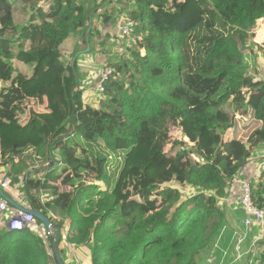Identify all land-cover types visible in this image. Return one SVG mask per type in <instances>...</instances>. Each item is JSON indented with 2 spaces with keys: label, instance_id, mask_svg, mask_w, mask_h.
Returning <instances> with one entry per match:
<instances>
[{
  "label": "trees",
  "instance_id": "16d2710c",
  "mask_svg": "<svg viewBox=\"0 0 264 264\" xmlns=\"http://www.w3.org/2000/svg\"><path fill=\"white\" fill-rule=\"evenodd\" d=\"M100 5L110 8L96 16ZM121 15L135 28L119 57L102 48L112 39L101 31ZM259 20L264 0H0V77L8 82L0 85V121L15 119L14 107L32 97L26 129L37 131V143L0 139V173L59 230L57 249L61 240L87 245L90 264H208L212 251L224 249L227 205L220 204L264 146V80L248 78L258 68L248 39ZM96 36L109 60L94 71L111 74L103 83L95 77L103 98L90 106L81 102L77 57L68 64L63 51L73 37L90 53ZM172 129L191 147L181 144L174 162L148 182L146 167L131 166L133 198L122 202L106 153L129 152L148 139L147 159L155 160L166 147L175 151ZM250 188L253 204L264 209V171ZM42 230L38 220L23 231L0 228V264H58L53 236ZM256 260L264 264V250Z\"/></svg>",
  "mask_w": 264,
  "mask_h": 264
},
{
  "label": "rangeland",
  "instance_id": "374dc122",
  "mask_svg": "<svg viewBox=\"0 0 264 264\" xmlns=\"http://www.w3.org/2000/svg\"><path fill=\"white\" fill-rule=\"evenodd\" d=\"M102 12H104V11H102ZM122 16L123 15L119 16V18H117L115 23H110V26L112 27L113 30L118 29L119 19ZM27 17H28V15H27ZM124 17L125 16H123V18ZM21 26H22V24H21ZM91 28L94 32H96V33L99 32L97 25H94V26L92 25ZM112 32H114V31H112ZM101 37H103V35H101ZM101 37L96 36L95 38H96V40H100ZM65 41H67L66 44L68 45V47H72V46H74L76 40L73 37H69ZM93 41H94V43L92 45L93 51L92 52L90 51V53H88V54H87L88 51H85L86 54L84 51H82L84 53H81L80 57L78 58V61L79 62L81 61V63H83V64H80V68L83 71V73H81V76L83 78L84 84H86L88 88H96V78L94 77L95 72H93V70H95V68L98 67L99 65L94 62L95 58H98L100 56L104 57V60L99 62V63H102L103 65L106 64L107 61L109 60V56L108 55L105 56L104 51H102L98 45L101 40L95 41L93 39ZM110 41H112L111 42L112 44L109 42H106V44L102 47L104 50H107V53L110 52L113 55L118 54L119 57H120V55L124 54L125 48L123 47V44L121 43V41H117V40H110ZM263 41H264V20H259L255 26V29L251 30L250 36L248 39L249 48H251L254 52L258 53V57H259V60L261 62V67L259 69H257V71H254V70L248 71V78H251L252 82H254L255 80H261V79L264 80V46H259L260 43H262ZM66 50H68V49H66ZM113 59H115V57L112 58V60ZM67 62L69 64V61H67ZM23 65L24 64H22V63H16L17 70H20L21 72L26 73V74H28V76H30L33 73V67L32 66H26V68H25L24 67L25 65L24 66ZM2 78L3 77L1 76L0 77V85L1 86L4 83ZM247 83L249 85L252 84L249 79H248ZM80 87H79V90L81 91ZM250 90H252L251 87H250ZM82 91H83V89H82ZM82 91H81V95H82L81 102L83 104L94 106L97 104L99 99L103 98V95L98 94L96 89H93V90L89 89L88 91H84L83 94H82ZM87 92H88V94H87ZM248 93L249 92H247L245 94L246 97L248 96L247 95ZM30 99H33V98L30 97L29 99H27V101L23 102L22 104L20 103L14 107V110L16 112L15 119H3L0 121V128H1L0 129V139H4L6 141H11V142H15V143H21L25 140H30L32 142L37 143V131H36V129L34 131H32L31 133H29L26 129V125L28 123V118L30 117V111L34 107V105H32V103L30 102ZM227 138H228V135H227V137L226 136L224 137V139H227ZM74 139L77 142H79L82 147L89 149L94 154H96V153H100L102 155L104 154V149L102 146H100L101 149L99 148L100 152H98V147L87 146L85 143H83L76 136L74 137ZM168 139L172 143H175V142L177 143V144H175L176 145L175 151L170 150V147H166L164 149V152L157 159L152 160V161H149L147 159L148 139H145L144 141H142V143H140V145L132 151L124 152V153H120V154L106 153L105 156L108 158V163H109L108 173L111 174L113 176V178L117 179L118 195H119L122 202H126V203L132 202L133 197L131 195V192L134 189V186H133V180L129 175V168L131 166L136 165L139 167H142V166L146 167L148 170V176L145 178V181L148 182L153 175H155L156 173H158L162 169L168 167L170 164H172L174 162V157L176 155V152H178V150L181 148V144H183L184 146H187L188 148L191 147V145L183 137L181 129H172V132H170L168 134ZM259 149H260L259 151H258V149H256V151H254L252 153V156L250 158L249 163H253V168L249 172H246V173H248L249 176H251V175L255 176L253 179H250L251 182H255V181L257 182V180L259 179L260 173L262 171H264V150H261V148H259ZM53 154L56 158L58 157L57 152H54ZM192 158L194 160L197 159V157H195V156H192ZM41 178H44V176H42ZM19 187H17V188H19ZM175 187H179V186L175 184ZM246 187H249V186L246 185ZM233 190H235V189L231 188L230 195L232 194ZM185 193L191 194V191L185 189ZM232 197H233V199H238L239 195L237 194V195L232 196ZM225 204H227L226 216H227L228 220L235 219V213H236L235 211H237L238 209L234 208L235 205L232 206L231 204H228L227 202L221 203L220 207H222ZM223 212H224V210H223ZM5 214H7V213H4L3 214L4 216H2V218H4V221L6 220ZM7 215L9 218V214H7ZM250 229H252V230H250V231L247 230L248 233L246 235H244L246 237H245V239H243L242 243L245 242V240L248 237H250V234L253 233L254 231H256V233H255L256 236L264 237V226H259L257 224H253L250 227ZM244 230H245V228H244ZM242 238H244V237H242ZM242 243H240V246ZM63 244H64V241L61 240L59 243V246L62 247ZM217 249H218V245H217ZM239 249L242 252H245L243 250V246H241ZM230 250H231V248H230ZM224 251L227 252L228 250L224 249ZM68 254L75 256L74 252H71L70 250H68ZM232 256L235 257L238 255H234V253H233ZM219 257H221L219 255V252L217 253V251H215V252L212 251L210 253V256L208 259V264H216L215 260H217V258L219 259ZM61 258L64 260L62 255H61ZM69 259H71V257ZM76 260L78 261V264H81V263L86 264V262H84V261H81V263H80L78 259H76ZM221 262L222 261L219 259V264H222ZM235 262L236 261H234L232 264H235ZM252 262H253L252 264L257 263L254 259ZM73 264H76V263H73Z\"/></svg>",
  "mask_w": 264,
  "mask_h": 264
},
{
  "label": "crops",
  "instance_id": "0c3cea01",
  "mask_svg": "<svg viewBox=\"0 0 264 264\" xmlns=\"http://www.w3.org/2000/svg\"><path fill=\"white\" fill-rule=\"evenodd\" d=\"M101 1L102 0H93V2L94 3L96 2L97 5H99L101 3ZM123 1L124 0H115V3L116 2L117 3H120V2H123ZM40 6L43 9H46V7H47V1H44V2L40 3ZM108 8H110V7L109 6H105V5L104 6L103 5L102 6L100 5V7L97 9V11L95 13L96 16L100 15L104 9H108ZM28 18H29V16H28ZM119 22H120V19H119ZM92 25L93 26L96 25V20L95 19L93 20ZM253 29H255V28H253ZM112 31H114V32H112ZM101 32H102V35L109 34L111 36V39L112 40L120 41L117 38L118 29L117 30H113L111 26H108V27L103 26ZM93 39L95 41H98V40H96L95 37H93ZM108 42L111 43L112 41H110V39H109ZM75 43H76V44H74L75 46L67 47L66 49H68V50H64L63 51V53H64V59H65V61H69V64H70L71 61H73L76 58V54L78 52H82V51L85 52L87 50V48H88V51H89L88 45L85 46V44H82L81 39H79V38L76 39ZM262 43H260L259 46H263ZM75 48L77 49V53L75 54V57L73 58L72 57V54L74 52L73 49H75ZM254 53L257 56V59H256L257 62H258L257 63L258 64V68L257 69H259L261 67V62L259 60L258 53L257 52H254ZM85 54H86V52H85ZM87 54H88V52H87ZM80 55H78L77 60L80 57ZM102 60H104V57L100 56L98 58H95V61L94 62L97 63L98 65H100V64L102 65V63H99ZM78 63H79V66H80V64H83V63H81V61L80 62L78 61ZM14 67L16 68V63L14 64ZM24 67L26 68V66H24ZM18 71H20V70H18ZM80 71H82L81 68H80ZM93 72H95V71L93 70ZM82 73H83V71H82ZM26 75H28V74H26ZM255 81H258V80H255ZM3 85H8V82L3 83ZM80 89H81V91L83 89V91H82V94H83L84 91H88L89 89H92L93 90V89H96V88H88L87 85L84 84V82H82ZM87 94H88V92H87ZM34 101H35V99H30V102L32 104H33ZM259 148H261V150H264V146L258 147L257 148L258 151L260 150ZM252 168H253V163H248L246 165V167L241 171V173H239L235 177V179H234V181L232 182V185H231V188H233L235 190H233L232 191V194L230 195L231 188L229 189V194H228L227 199L225 201L228 204H231L232 206L235 205L234 208L235 209H238V211H239V212H237V217L235 219L228 220V229H227V232H226V234H222L221 239L219 241V242H222L221 244L223 245L224 249L229 250L231 248V251H230V254H229L230 256H228V261L226 262V264L228 262H229L228 264H232L234 261H236L235 264H252L253 263L252 262L253 259L257 262L256 257H258L259 256V253L260 252L262 253L263 250H264V237H262V236H256V234H255L256 231H254L253 233H251L250 234V237H248L245 240V242H243V243L241 242L242 243L241 246H243V250L245 252H242L239 249L241 246H240V244H238V242H239L240 239H242V237H244V239H245L246 236H244V235H246L248 232L245 233V230H243L242 234L235 236V231L238 230L239 227L244 228V221H245V218H246V213L243 210V208H241V206L239 204V201H240V197H241V194H242V187H243V185L246 184V185H248L250 187V185L252 183L250 179H253L255 177V176H252V175L249 176L248 173H246V172H249ZM3 169L6 170L7 168L5 167ZM5 172L6 171H4L3 173H0V176H3V175L5 176ZM250 190H251V188H250ZM5 192L14 200V202L17 205L23 206L24 208H28V205L25 202L24 197L22 196V193L18 189L13 188L10 185L9 190H7ZM237 194L239 195V198L238 199H233L232 196H235ZM43 199H44V197H43ZM256 208H258V207H256ZM240 209H242V210H240ZM262 210H264V209H262ZM2 216H4V215L3 214L0 215V228H2V229H8V227H7L8 215L5 214V217H6V220L5 221H4V218H2ZM66 222H67V225H68L67 228H68L70 226V221L69 220H66ZM250 230H252V229H250ZM42 233H47V231L45 230L44 226H43ZM49 237H51V236H49ZM224 249H222V248L219 247V251H222L223 250L222 251V255H221V253L219 251H217V252H219V255L221 256V257H219V259L222 261L221 262L222 264H225L224 263V258H225V255L227 254V252L224 251ZM58 250L60 251V254L64 258V260L61 258L64 264H73V263L78 264V261L76 259H78L80 263H81V261H84V262H86V264H88V263L90 264V251H89L87 245H71V244H67V243L64 242V244H63L62 247H60L58 245ZM68 250H70L71 252H74V254H75L76 257L74 255L72 256V255L68 254ZM233 253H234V255H238V256L233 257L232 256ZM70 257H71V259H69ZM219 259L217 258V260H215V263L216 264H219Z\"/></svg>",
  "mask_w": 264,
  "mask_h": 264
},
{
  "label": "built area",
  "instance_id": "2783aa9c",
  "mask_svg": "<svg viewBox=\"0 0 264 264\" xmlns=\"http://www.w3.org/2000/svg\"><path fill=\"white\" fill-rule=\"evenodd\" d=\"M134 28L135 23L132 20L123 17L120 18L117 38L121 41L124 48H130L132 46ZM110 74L111 71L109 69H105L103 71L100 70L94 73L95 77L99 75L101 76L102 83L108 79V76ZM96 91L98 93H102L103 88L99 86ZM0 187L3 191L9 190L10 180L7 178L6 175L0 176ZM239 204L246 213V218L244 221V228L246 230L245 233L247 232V230H250V227L253 224L264 226V210L256 208L254 206L251 198L250 187H246V184H244L242 187V194L240 197ZM4 213L9 214V218L7 220V227L9 231H23L29 225L36 226L37 220L31 213L19 212L15 208L10 207L6 203V201L0 198V215ZM45 235L52 236V232L47 231ZM243 239L244 238L240 239L238 244H240Z\"/></svg>",
  "mask_w": 264,
  "mask_h": 264
},
{
  "label": "water",
  "instance_id": "95a60500",
  "mask_svg": "<svg viewBox=\"0 0 264 264\" xmlns=\"http://www.w3.org/2000/svg\"><path fill=\"white\" fill-rule=\"evenodd\" d=\"M88 51V48L87 50ZM83 52H78L76 54V57L78 55H80ZM0 197L4 198L8 204H10L11 206H13L14 208H16L18 211L20 212H24V213H31L36 220H38L45 228L46 231H51L52 235H53V240H52V250L53 253L55 254L56 260L58 264H63V262L60 259V255L58 253V249H57V241H58V235H59V230L56 229L51 223L50 221L44 217L43 215H41L37 210L35 209H29V208H24L23 206H19L17 205L14 200L12 198H8L6 196H4V192L0 190Z\"/></svg>",
  "mask_w": 264,
  "mask_h": 264
},
{
  "label": "clouds",
  "instance_id": "9594fccd",
  "mask_svg": "<svg viewBox=\"0 0 264 264\" xmlns=\"http://www.w3.org/2000/svg\"><path fill=\"white\" fill-rule=\"evenodd\" d=\"M125 49H127V48H125Z\"/></svg>",
  "mask_w": 264,
  "mask_h": 264
}]
</instances>
